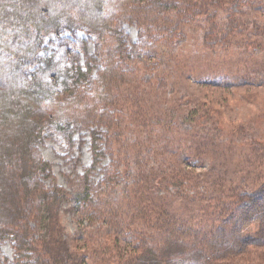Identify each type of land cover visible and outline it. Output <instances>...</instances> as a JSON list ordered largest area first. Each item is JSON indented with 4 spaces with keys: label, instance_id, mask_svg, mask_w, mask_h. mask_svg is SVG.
<instances>
[{
    "label": "trees",
    "instance_id": "obj_1",
    "mask_svg": "<svg viewBox=\"0 0 264 264\" xmlns=\"http://www.w3.org/2000/svg\"><path fill=\"white\" fill-rule=\"evenodd\" d=\"M212 1L0 0V241L10 240L14 249L2 264H264V181L253 187L232 175L229 189H223L228 196L200 208V215L179 219L169 210L167 187L174 186L179 194L185 169L207 156V145L213 143L181 126L185 115L176 112L182 97L173 103L174 111L139 119L137 128H123L125 121L121 124L114 116L117 110L110 114L100 100L104 92L136 88L141 70L149 73L144 83L156 89L169 77L192 79L198 86L208 78V85L216 86L240 81L236 67L225 70L214 52L246 51L255 44L257 39L251 38L257 35L258 20L247 16L261 13L264 18V0ZM215 6L224 10L225 20L213 19ZM129 21L138 33L126 43L120 27ZM78 28L100 39L95 54L101 64L94 77L92 56L86 57L84 68H75V75L92 81L91 90L88 95L83 90L48 92L39 78L58 61L47 53L43 42L48 47L51 40L44 37L63 31L73 37ZM194 29L201 31L195 50L203 54L197 64L184 46ZM173 92L171 88L169 94ZM117 99L119 103L123 97L117 94ZM194 107L195 114L208 113L199 100ZM127 115L135 121L143 110L131 106ZM70 126L92 133V166L106 151L110 167L130 175L122 190L115 188L111 170L95 183L86 169L81 183L70 189L55 181L37 144L48 128L68 131L69 137ZM99 128L106 129L105 150L96 143ZM125 130L137 131L127 135V143H135L130 151L122 150ZM212 130L221 128L214 125ZM258 144L264 151V143ZM127 160L132 169L123 172L121 163ZM225 173L213 174L221 178ZM64 206L87 217L88 225L72 238L59 221Z\"/></svg>",
    "mask_w": 264,
    "mask_h": 264
},
{
    "label": "rangeland",
    "instance_id": "obj_2",
    "mask_svg": "<svg viewBox=\"0 0 264 264\" xmlns=\"http://www.w3.org/2000/svg\"><path fill=\"white\" fill-rule=\"evenodd\" d=\"M215 2L216 0H213L211 3L216 5ZM258 14L249 13L247 16L249 20H258L259 27L254 30L257 37L251 38L257 39L255 44L247 46L246 51L229 48L224 52H214V56L219 57L215 61L221 62L225 70L236 67L234 71L240 81L216 86V84L208 85L212 82L208 81V78L205 83H201L204 86H198L192 79L182 80L173 77L171 80L169 77L164 87L156 89L155 86L144 83V80L149 78V73L141 70L136 88H130L129 92L122 89L117 92L114 89L112 92L102 93V96L106 97L100 100L102 103L105 102V108L109 109L110 114H112L110 109L117 110V114L114 116L122 119L121 124L125 121L123 128H137L135 122L139 119L151 117L159 112L167 114L174 111L173 103L181 96L182 102H179L180 106L176 112L179 116L185 115L182 118L184 123H181V126L188 130L195 129L200 135L213 139V143L207 145L209 154L195 162V166L185 169L186 183L180 186V193L177 194V189L174 186L167 187L166 193L168 192V196L171 198L169 201L172 200L169 210L179 219L194 218L200 215L199 209L207 207L209 202L215 204L220 201V198L227 197L228 195L224 196L223 189H229L232 175L244 178L250 185H254L253 187L264 181V151L258 146V143H264V18ZM214 15V20H225L224 10H220L217 6L214 7ZM196 27L199 29L198 25ZM120 32L121 39L126 43L133 41L138 33L136 25L130 21L122 23ZM200 34V30L188 31L186 37L188 41L184 43L187 54L192 56L190 61L197 60L196 64L202 62L201 56L203 55L201 52H196L199 48ZM48 39L51 40V43L46 47L44 40ZM44 40L43 44L45 49H48L47 53L56 56L58 62L52 64L51 68L48 67V72L40 76L39 81L42 87L48 92L58 94L72 95L79 92L78 90H83L88 95L92 81L88 78L81 79L75 75V68L77 65L84 68L86 57L92 56L90 77H94L96 69L101 64L100 56L95 54L96 46L100 43L99 37L78 28L73 37L71 33L63 31L58 35L48 34ZM248 42L253 41L248 40ZM171 88L174 91V96L169 94ZM117 94L123 97L119 101L122 107L121 111ZM126 95L129 97H124ZM196 100L205 104L204 108L208 110V113L197 111L195 114L193 108H195ZM131 106L141 107L143 110V115L135 121H131L134 120V117L131 120L127 118V111H130ZM188 114L191 117H188ZM130 116L132 117V115ZM214 125L221 130L213 132ZM69 128L71 129L69 137L67 136L68 131L63 134L53 128H48L43 131L37 144L40 154L51 165L55 181L64 188L70 189L81 183L86 169L90 168L89 179L94 180L95 183L102 175L104 176L105 172L111 170L115 176V188L122 190L126 182H130V175H123L117 167L111 168L109 153L106 151L97 156L96 164L92 166L94 162L92 133L86 128L77 130L71 126ZM99 129L101 137L96 140V143L98 142L101 150H105L107 138L104 132L106 129ZM95 130L99 135V130L96 127ZM136 132L134 130L124 131L126 148H122V150L130 151V148L135 146V143H127V135L130 133L133 136ZM116 137L119 139V134ZM121 141L119 139V142ZM253 141L256 143L249 145ZM126 169H132L128 160L121 163V170L124 172ZM220 171H226L224 176L221 174V178H219L220 175L213 174L215 172L220 174ZM186 174L192 175L187 178ZM63 208L59 214V221L63 225L66 235L72 238L79 230L88 225L87 217L80 209L77 211V208L71 209L65 206ZM93 222L97 223V221ZM97 226L95 225V227ZM13 255L12 242L10 240L0 241V264L6 258L11 259ZM92 256L96 257L94 254Z\"/></svg>",
    "mask_w": 264,
    "mask_h": 264
}]
</instances>
